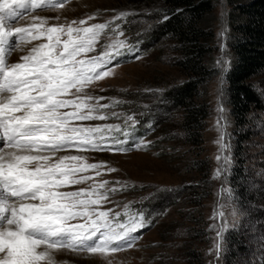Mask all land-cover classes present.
I'll list each match as a JSON object with an SVG mask.
<instances>
[{"label":"rangeland","instance_id":"1","mask_svg":"<svg viewBox=\"0 0 264 264\" xmlns=\"http://www.w3.org/2000/svg\"><path fill=\"white\" fill-rule=\"evenodd\" d=\"M141 1L64 0L63 7L37 9L31 15L25 14V19L18 18L13 22V26H24L30 19L29 24H39V20L32 19L39 15L47 21L46 26L67 25L80 20H87L85 26L108 24L95 46L96 51L88 54L90 57L100 55L114 41L126 42L120 50L122 55L109 65L113 68L112 73L93 81L86 89L89 95L104 98L99 100L100 105H111L101 108L108 118L75 123L101 127L119 125V132L115 129L109 132L105 128V135L125 139L123 133L129 132L128 143L119 145L129 150L77 152L71 149L58 155H81L88 163L100 164L99 175L93 170L85 173L93 177L89 184L108 181L109 188L124 187L123 191L110 193L109 202L100 210L119 212L123 222L127 219L124 212L128 206L129 215L143 212L149 223L133 234L139 239L130 248L104 254L60 249L70 254L59 253L54 261L56 264H264V207L260 203L241 207L228 185L233 165V131L223 95V75L230 61L224 53L227 6L224 0L216 3L215 32L219 49L213 55L212 63L218 72L207 86L209 115L198 155L180 140V116L169 108L165 96L168 88L182 81L173 67V59L177 56L173 44L158 43L149 37L152 19L158 15L161 5L157 2L148 8ZM121 13L125 16L115 19ZM90 16L93 18L89 20ZM41 42L21 45L24 51L16 50L9 62H18L28 49ZM14 43L13 38L10 44ZM262 94L264 98V90ZM130 116L131 120L128 119ZM251 130L245 164L250 191L264 186V116L253 118ZM196 160L207 162L210 178L208 186L203 187L207 191L205 198L192 207L183 202L181 190L202 182L194 170L190 171ZM85 187L87 185H75L67 190ZM191 220L202 221L201 234L193 231ZM234 235L237 242L232 244L230 239Z\"/></svg>","mask_w":264,"mask_h":264},{"label":"snow or ice","instance_id":"2","mask_svg":"<svg viewBox=\"0 0 264 264\" xmlns=\"http://www.w3.org/2000/svg\"><path fill=\"white\" fill-rule=\"evenodd\" d=\"M63 6L64 0H0V264H56L53 253L60 249L115 253L132 247L139 239L133 234L149 223L143 212L129 215L128 206L123 222L119 212L100 210L110 193L124 187L89 184L93 177L85 173L99 175L100 164L81 155H58L71 149L127 152L119 145L130 137L127 131L125 139L105 135V128L119 132V125L75 123L108 118L101 108L111 105H100L104 98L86 91L112 73L109 65L125 47L117 40L100 55H88L108 24L85 26L87 20H80L46 26L36 15L32 19L39 24L13 26L37 9ZM33 41L43 42L9 62L13 52ZM75 185L87 187L67 190Z\"/></svg>","mask_w":264,"mask_h":264},{"label":"trees","instance_id":"3","mask_svg":"<svg viewBox=\"0 0 264 264\" xmlns=\"http://www.w3.org/2000/svg\"><path fill=\"white\" fill-rule=\"evenodd\" d=\"M147 1L141 2L148 8L157 2L161 5L158 15L152 19L149 37L158 43L173 44L177 54L173 67L182 78L165 91L169 108L180 116V140L191 152L199 155L209 115L207 86L218 72L212 63L213 55L219 49L215 32L218 0ZM224 3L228 25L224 53L230 61L223 75V95L233 131V165L228 185L241 207L251 203H260L264 207V186L249 190V172L245 166L253 118L264 116V0H224ZM191 170L195 171L203 186L197 183L181 191L184 192V203L197 206L207 194L204 188L209 184L210 166L206 161L196 160L192 162ZM191 222L193 231L201 234L202 221ZM230 242H237L235 235Z\"/></svg>","mask_w":264,"mask_h":264},{"label":"bare ground","instance_id":"4","mask_svg":"<svg viewBox=\"0 0 264 264\" xmlns=\"http://www.w3.org/2000/svg\"><path fill=\"white\" fill-rule=\"evenodd\" d=\"M26 23H25V25L24 26H27V25H29V23H30V19H28L27 21H25ZM23 25V24H22ZM21 25V26H22ZM15 52H13V54H14ZM59 253H67V254H70L69 252H67V251H60V250H58V251H54V253H53V256L54 257H56V256H58L59 255Z\"/></svg>","mask_w":264,"mask_h":264}]
</instances>
